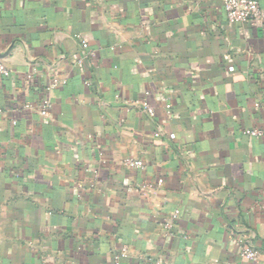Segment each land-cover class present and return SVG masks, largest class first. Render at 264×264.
<instances>
[{
    "label": "crops",
    "instance_id": "obj_1",
    "mask_svg": "<svg viewBox=\"0 0 264 264\" xmlns=\"http://www.w3.org/2000/svg\"><path fill=\"white\" fill-rule=\"evenodd\" d=\"M0 58V264H264V138L246 132L264 127V19L0 0Z\"/></svg>",
    "mask_w": 264,
    "mask_h": 264
},
{
    "label": "built area",
    "instance_id": "obj_2",
    "mask_svg": "<svg viewBox=\"0 0 264 264\" xmlns=\"http://www.w3.org/2000/svg\"><path fill=\"white\" fill-rule=\"evenodd\" d=\"M224 11L227 17V21L229 23H244L249 22L255 19H264V11L261 7V3L259 0H221ZM77 39L80 42L81 52L84 57L88 55V42L85 38L77 35ZM81 61V60H80ZM11 70L7 67V65L0 58V76H10ZM57 82V81H56ZM142 108L146 111V113L150 116L155 115V110L152 106H150L147 102L141 103ZM50 105H46L49 107ZM43 114H47V110L44 109L42 111ZM250 136L255 138H264V127H255L248 131H246ZM161 134L160 130L156 131L155 136H159ZM171 138H174V134H171ZM122 163L135 168H144L145 161L142 158L137 157H125L122 159ZM181 211L176 209L174 210L168 217H166L162 223L163 232L166 235H173L174 228L176 222L180 217ZM126 251L127 248L124 247ZM238 253L251 261L257 262L261 257V252L259 249L252 247L248 243L243 240L238 242ZM148 264H166L165 261L160 258H149Z\"/></svg>",
    "mask_w": 264,
    "mask_h": 264
}]
</instances>
